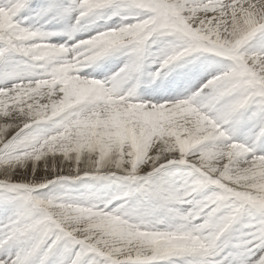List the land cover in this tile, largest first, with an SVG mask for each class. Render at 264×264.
Here are the masks:
<instances>
[{"label":"snow or ice","instance_id":"1","mask_svg":"<svg viewBox=\"0 0 264 264\" xmlns=\"http://www.w3.org/2000/svg\"><path fill=\"white\" fill-rule=\"evenodd\" d=\"M201 58L189 95L138 102L147 60ZM261 145L264 0H0V264H264ZM98 182L119 191L45 193Z\"/></svg>","mask_w":264,"mask_h":264},{"label":"rangeland","instance_id":"2","mask_svg":"<svg viewBox=\"0 0 264 264\" xmlns=\"http://www.w3.org/2000/svg\"><path fill=\"white\" fill-rule=\"evenodd\" d=\"M33 3L37 7H39L43 3H45V0H33ZM119 22H120L119 17H113L111 20L100 19L76 33H72V32L70 33L74 34L76 38H81V37L87 38V35L89 33L95 34L96 30H103L105 26H112L118 24ZM28 23L33 24L36 27H40L41 25L45 24V21L37 18V19H30ZM63 24H65V22L57 23L55 21L46 24V30L48 31H56L55 28L57 27L58 32L66 33L63 35L53 37V42L63 43L69 40L70 33L68 31H65L61 27ZM254 46L259 47V44H254ZM152 51L153 52L156 51L155 46L153 47ZM203 59L204 58H201V60H196L191 65L188 66L190 69H192L190 73H188L186 69H177L176 71L171 72L168 75H161L159 78L156 79H153L152 76V73L155 71V67L152 65L151 60H147L138 78L139 84L136 89L137 96L139 95L141 90L145 94L150 93L152 95H155L156 91H159L158 93H161L163 99H161L162 98L161 97V98H155V100L152 98L146 100L152 102H156V100H162L160 102H165V100H174V99L186 97L187 95L190 94L189 81L192 79L193 75L200 73L201 62ZM127 61H128L127 56L121 53H116L92 65L89 68L83 69L82 74H87L91 78L97 80H101V78L106 79L107 78L106 74L110 78V76L117 73L122 67H124ZM174 85L176 88L174 87ZM180 91H183L182 94ZM176 93H178L179 95L177 96ZM138 102H140L139 98H138ZM260 148L261 150H264V145H261ZM117 191H119V186L116 184H106L105 182H98L91 187V191L89 187L83 184H77V185H71L67 188L61 186L53 187L49 190H45V193L47 195H52V196L68 195L72 197H81L94 193L101 197H110ZM10 213H11L10 207L0 204V220L5 219Z\"/></svg>","mask_w":264,"mask_h":264},{"label":"bare ground","instance_id":"3","mask_svg":"<svg viewBox=\"0 0 264 264\" xmlns=\"http://www.w3.org/2000/svg\"><path fill=\"white\" fill-rule=\"evenodd\" d=\"M65 31H68L69 33H70V31H69V23L68 22H65V24H63L62 26H61ZM55 30L57 31L58 29H57V27L55 28ZM69 35H73L74 36V34H69ZM104 74V73H103ZM197 75H199V74H195V75H193L192 76V78H194L195 76H197ZM106 76H107V78H109L108 77V75L106 74ZM111 77V76H110ZM106 78V79H107ZM101 80H105V79H103V78H101ZM170 82V81H169ZM186 82V81H185ZM171 85V84H170ZM174 87H175V85H174ZM142 88V87H141ZM176 88V87H175ZM152 92V91H151ZM159 91H156L155 92V95H152V94H150V93H147V94H145V93H143L141 90H140V93H139V95L137 96L138 98H139V101H146L147 99H149V98H152V99H154L155 100V98H161L162 97V95H161V93H158ZM181 92V94H182V92L183 91H180ZM176 95L178 96L179 94L178 93H176ZM157 101V100H156ZM160 101H162V100H160Z\"/></svg>","mask_w":264,"mask_h":264}]
</instances>
